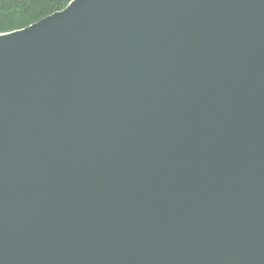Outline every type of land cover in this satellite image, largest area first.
<instances>
[{"label":"water","instance_id":"1","mask_svg":"<svg viewBox=\"0 0 264 264\" xmlns=\"http://www.w3.org/2000/svg\"><path fill=\"white\" fill-rule=\"evenodd\" d=\"M0 264H264V0L0 34Z\"/></svg>","mask_w":264,"mask_h":264},{"label":"trees","instance_id":"2","mask_svg":"<svg viewBox=\"0 0 264 264\" xmlns=\"http://www.w3.org/2000/svg\"><path fill=\"white\" fill-rule=\"evenodd\" d=\"M73 0H0V34L23 30L63 11Z\"/></svg>","mask_w":264,"mask_h":264},{"label":"rangeland","instance_id":"3","mask_svg":"<svg viewBox=\"0 0 264 264\" xmlns=\"http://www.w3.org/2000/svg\"><path fill=\"white\" fill-rule=\"evenodd\" d=\"M67 7H68V6H67ZM67 7H66V8H67ZM66 8H65V9H66ZM65 9H64V10H65Z\"/></svg>","mask_w":264,"mask_h":264}]
</instances>
